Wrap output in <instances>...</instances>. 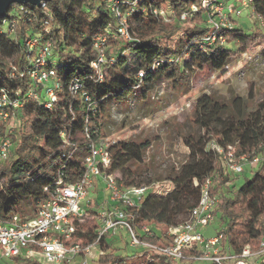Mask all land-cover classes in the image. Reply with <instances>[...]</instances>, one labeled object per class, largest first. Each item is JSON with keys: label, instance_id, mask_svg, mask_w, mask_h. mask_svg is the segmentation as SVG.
I'll return each mask as SVG.
<instances>
[{"label": "trees", "instance_id": "16d2710c", "mask_svg": "<svg viewBox=\"0 0 264 264\" xmlns=\"http://www.w3.org/2000/svg\"><path fill=\"white\" fill-rule=\"evenodd\" d=\"M111 1L127 21L128 40L119 36V21L109 0L11 4L0 17V97L5 94L19 104L14 109L17 127L0 126V138L11 143L7 157L0 161V219L12 214L35 216L58 181L71 183L82 175V159L89 145L108 138L104 122L112 104H125L132 98L145 103L164 87L189 90L206 66L223 73L241 53L264 41L258 26L247 28L243 21L249 13L264 23V0H252L242 9L222 0L235 14L227 15V27L216 30L208 18L218 1ZM155 10L164 15L154 14ZM212 34L213 41L209 39ZM33 38L38 42L30 51L27 43ZM97 38L105 39L101 46L104 60L93 67L99 52L94 47ZM47 44L50 55L42 68L54 71L47 86L53 89L54 101H48L45 88L36 87L29 76L39 50ZM262 50L264 54V47ZM74 82L80 85L76 92L71 90ZM31 90L38 99L28 96ZM250 98V93L246 98L235 96L230 106L210 94L197 98L195 121L202 129L201 137L186 140V157L167 175L168 188L152 187L138 206L126 209L139 240L168 245V229L185 221L199 202L194 180L210 179V194L218 198L214 216L216 233L223 236L221 251L239 254L245 246L252 252L260 250L264 241V164L257 165L249 181L235 189L234 174L225 172L222 155L209 146L211 142L231 146L236 156L249 158L264 153V98L253 107ZM76 120L80 144L71 141ZM149 144L146 139H110L107 172L116 175L124 187L150 185L152 179L139 169ZM100 200L98 195L91 197L85 221L77 224V234L85 243L92 241L97 229L94 205ZM121 232L100 239L98 248L110 251H101L96 264H229L196 262L187 252L185 258L171 261L158 251L131 248L128 243L120 249L113 237H121ZM128 247L131 252L125 253ZM17 259L5 264H41L18 263ZM248 264L264 262L256 259Z\"/></svg>", "mask_w": 264, "mask_h": 264}, {"label": "built area", "instance_id": "2783aa9c", "mask_svg": "<svg viewBox=\"0 0 264 264\" xmlns=\"http://www.w3.org/2000/svg\"><path fill=\"white\" fill-rule=\"evenodd\" d=\"M213 6V15L208 18V24L216 29L228 26L227 15L234 11L231 5H224L222 0ZM244 7L252 0H239ZM110 10L118 19V33L123 39L128 40L127 21L120 17L117 8L109 0ZM154 14L164 15L162 11H154ZM182 19L184 16L181 17ZM209 39L213 41L215 35ZM104 38H97L94 47L99 51L93 67H97L104 60L101 49ZM37 39L33 38L27 43L28 50L37 45ZM50 55V45L43 46L38 54L33 70L30 72L32 83L45 88V97L48 101L56 99L53 89L48 84L55 77L54 71L42 68L45 59ZM227 67L225 68V70ZM142 77V73H139ZM80 85L74 82L71 90L76 92ZM28 96L38 99V94L31 90ZM50 104L47 103L46 106ZM19 107L16 100H9L5 94L0 97V126L11 118H15L14 109ZM88 136V130L85 129ZM110 138H104L89 145L82 162L84 171L82 175L71 183L58 181L49 199L40 203L38 212L30 218H21L12 214L8 219H0V256L5 259L23 258L24 261L38 262L41 264H71L76 259L91 255L97 248L101 238L106 235H114L123 231L127 235L128 245L131 248H148L158 251L171 261H179L187 257L196 262L248 264L256 259L264 262V241L260 243V250L252 252L249 246H245L239 254L221 251L223 236L215 234L205 237L202 229L207 227L215 219L214 212L218 204V198L210 194L211 180H194V185L199 187L200 198L198 204L191 209L188 218L180 224L171 227L167 235L171 242L166 246H153L142 242L136 236L128 220L127 208L136 207L142 198L152 188L161 189L159 183L150 185L124 187L116 175L108 173L110 166V153L108 151ZM217 154L222 155V163L225 172L238 174L242 172L243 164L257 166L264 164V153L249 158L242 154L236 156L231 146L223 148L214 142L209 144ZM11 149V143L7 138H0V161L7 157ZM102 191L104 201H98L94 205L97 210L95 221L98 224L91 242L85 243L77 234V224L85 221L87 217L85 209L89 206L92 196ZM118 230V231H117ZM117 231V232H116ZM150 234V232H148ZM102 252H99L101 254ZM98 254V255H99ZM80 264H87L82 259Z\"/></svg>", "mask_w": 264, "mask_h": 264}, {"label": "rangeland", "instance_id": "374dc122", "mask_svg": "<svg viewBox=\"0 0 264 264\" xmlns=\"http://www.w3.org/2000/svg\"><path fill=\"white\" fill-rule=\"evenodd\" d=\"M237 8L243 6L239 0H229ZM245 11V10H244ZM233 12L232 15H234ZM244 24L250 28L258 26L264 34V23L256 21L253 16L243 18ZM254 21L257 23L254 24ZM264 41L260 45L241 53L235 62L230 63L223 73L214 72L205 67L198 72L192 80L189 90L180 88L172 91L161 88L152 95L149 101L143 103L138 98H132L125 104H112L109 107L104 122L105 135L111 140L146 139L149 147L145 150L143 163L139 167L152 183H159L164 188L169 187L166 179L171 169H177L186 157V140L198 139L202 135L201 127L195 121V102L203 94H210L223 101L228 106L235 96L246 98L251 95L249 104L255 106L256 102L264 98ZM6 127H17L15 118L4 123ZM79 121L72 124L74 136L73 143L80 144L81 134L78 133ZM257 166L243 164L242 172L232 175V187L239 188L249 181ZM99 189H97L98 191ZM102 191L98 197L104 201ZM103 197V198H102ZM218 229V221L213 220L202 229L205 237L214 236ZM118 231V230H117ZM116 231V232H117ZM114 235H117L114 234ZM120 249L128 243L127 235L121 232V237H113ZM110 248L98 247L93 249L90 256L76 259L71 264H80L82 259L87 264H96L99 252H108ZM126 248L125 253H130ZM18 263L25 262L23 258L17 259ZM11 259L0 256V264L10 263Z\"/></svg>", "mask_w": 264, "mask_h": 264}, {"label": "water", "instance_id": "95a60500", "mask_svg": "<svg viewBox=\"0 0 264 264\" xmlns=\"http://www.w3.org/2000/svg\"><path fill=\"white\" fill-rule=\"evenodd\" d=\"M47 0H0V17L4 14L6 9L11 4H31V5H39L41 2Z\"/></svg>", "mask_w": 264, "mask_h": 264}, {"label": "crops", "instance_id": "0c3cea01", "mask_svg": "<svg viewBox=\"0 0 264 264\" xmlns=\"http://www.w3.org/2000/svg\"><path fill=\"white\" fill-rule=\"evenodd\" d=\"M103 198V197H102ZM208 237H211V236H208Z\"/></svg>", "mask_w": 264, "mask_h": 264}]
</instances>
